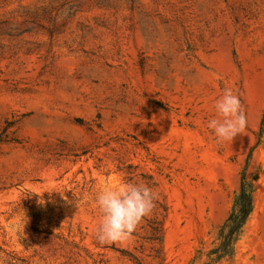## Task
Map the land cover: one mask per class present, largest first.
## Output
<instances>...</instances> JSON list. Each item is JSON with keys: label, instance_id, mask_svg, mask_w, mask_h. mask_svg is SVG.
Returning <instances> with one entry per match:
<instances>
[{"label": "rangeland", "instance_id": "rangeland-1", "mask_svg": "<svg viewBox=\"0 0 264 264\" xmlns=\"http://www.w3.org/2000/svg\"><path fill=\"white\" fill-rule=\"evenodd\" d=\"M225 88L247 128L217 143ZM244 174L255 208L216 264H264V0H0V264H192ZM122 181L156 207L100 245Z\"/></svg>", "mask_w": 264, "mask_h": 264}, {"label": "clouds", "instance_id": "clouds-1", "mask_svg": "<svg viewBox=\"0 0 264 264\" xmlns=\"http://www.w3.org/2000/svg\"><path fill=\"white\" fill-rule=\"evenodd\" d=\"M215 116L207 121L217 143L234 141L247 128V116L239 95L225 88L216 99ZM158 193L145 182L122 181L99 191L95 203L102 219L96 229L100 245H110L129 240L155 207Z\"/></svg>", "mask_w": 264, "mask_h": 264}, {"label": "trees", "instance_id": "trees-1", "mask_svg": "<svg viewBox=\"0 0 264 264\" xmlns=\"http://www.w3.org/2000/svg\"><path fill=\"white\" fill-rule=\"evenodd\" d=\"M255 190V182L244 174L231 212L219 229L217 243L206 252L200 249L192 264H216L235 254L236 241L243 234L255 208ZM204 254L207 258L202 259Z\"/></svg>", "mask_w": 264, "mask_h": 264}]
</instances>
